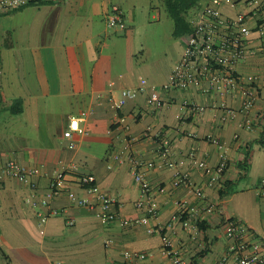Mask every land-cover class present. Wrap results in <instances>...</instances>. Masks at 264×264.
<instances>
[{"label": "crops", "instance_id": "obj_1", "mask_svg": "<svg viewBox=\"0 0 264 264\" xmlns=\"http://www.w3.org/2000/svg\"><path fill=\"white\" fill-rule=\"evenodd\" d=\"M130 1L47 0L0 12V163L14 158L36 167L41 195L59 171H68L66 187L50 201L61 213L45 223L37 211L49 209L27 200L33 191L29 185L14 177L0 183V264H174L164 250L163 234L172 238L183 264H219L224 257V264H242L231 250L228 220L237 221L245 239L264 238V197L257 193L264 177V39L259 32L250 36V51L235 67L241 86L210 93L160 90L161 102H150L149 93L167 81L191 31L178 36L176 55L167 64L152 63L132 25L138 19ZM246 1L223 0L220 9L235 17L250 9ZM210 3L199 0L189 11L192 27L199 10ZM115 4L124 10V30L107 25V12ZM257 23L250 21L251 26ZM123 32L125 37L118 36ZM251 75L254 82L248 80ZM140 86L147 91L129 99L122 110L130 127L125 130L112 98ZM247 89L255 100L243 110ZM185 100L205 109L185 105ZM72 117L80 118L82 133L69 128ZM125 135L141 158L155 162L144 171L156 187L160 215L148 223L134 222L144 210L136 206L141 189L131 164L112 158L125 146ZM223 157L228 168L219 185H209L210 175L199 163L217 166ZM81 172L93 173L100 189L118 199L116 220L103 223L94 208L69 198L67 188L95 200L79 185ZM184 173L203 188V198L190 186L174 184ZM179 200L187 203L193 226L174 218ZM210 202L216 205L213 211L205 208ZM128 249L146 256L127 259ZM260 253L264 256V245Z\"/></svg>", "mask_w": 264, "mask_h": 264}, {"label": "built area", "instance_id": "obj_2", "mask_svg": "<svg viewBox=\"0 0 264 264\" xmlns=\"http://www.w3.org/2000/svg\"><path fill=\"white\" fill-rule=\"evenodd\" d=\"M40 1L47 0H0V12H9ZM246 3L250 9L239 13L235 17L226 16L221 11L220 6L223 4V0H211L209 5L199 10L193 21V27L181 59L175 64L169 78L161 85L160 89L155 87L149 93L150 102H161L160 90L200 88L203 92L210 93L215 90L237 88L243 84L235 67L250 51L248 42L254 32H259L264 39V20L262 18L264 0H247ZM252 19L258 21L254 26L250 25ZM106 20L107 25L111 28L124 30L127 27L124 10L118 4L113 5L107 12ZM248 80L254 82L255 77L251 75ZM146 91V86L124 88L118 97L112 98V106L117 111L118 119L125 130H129L130 127L127 124L126 116L122 114V110L129 99L136 98ZM246 96L243 110L249 109L255 100V94L251 89L246 90ZM184 104L202 111L205 109L203 105L189 100H185ZM228 112L234 115L236 110L228 108ZM69 128L72 131L81 133L84 131L80 126L79 117L71 118ZM145 135L150 136V130H146ZM208 137L213 142L221 145L218 138L211 135ZM125 140L126 144L123 149L113 153L112 158L121 163L128 161L131 164L135 181L141 189V195L136 201V206L144 210V215L134 222L148 223L151 219H157L160 215L159 202L154 195L156 187L144 171L145 167H151L155 162L145 161L132 149V139L129 135H125ZM167 145L168 142L165 141V153L169 151ZM228 164L226 157H223L217 166H210L205 161L199 163L209 173V185L212 186L220 184V179L227 170ZM108 166L111 167V163ZM72 168L76 169V166L73 165ZM67 173V170L59 171L51 180L49 190L41 195L34 179L37 174L36 167L24 165L14 158L0 163V183L5 177L19 179L33 190L27 200L34 207H47L49 209L48 211H37L41 223L47 222L50 216L61 213L60 209L50 206V201L66 187ZM77 180L83 189L94 195L95 200H91L88 196H79L75 190L67 188L68 196L72 201L79 205L94 208L98 219L103 223L111 222L119 217L117 207L120 203L118 199L100 189L93 173L81 172L78 174ZM174 184L190 186L198 197H204L203 188L193 185L187 173L177 175ZM158 189L159 191L165 190L163 186H158ZM257 193L259 196L264 197V177L257 185ZM177 204L179 210L174 218L180 219L184 226H193V217L187 216V203L179 200ZM215 207L216 205L211 202L205 206L207 211H213ZM68 222L69 224L74 223L73 220ZM156 230V228L150 229V231ZM227 235L233 240L231 250L241 259L242 264H264V256L260 253L261 246L264 245V238L260 242H251L245 239L235 219L228 220ZM162 238L164 250L173 255L174 264H183L184 259L179 250H173L172 238L168 234H163ZM112 242V239H108L106 244L110 245ZM124 255L127 259L144 258L146 256L145 253L130 249L126 250ZM226 259L227 257H224L219 264H224ZM55 264L67 263L58 260Z\"/></svg>", "mask_w": 264, "mask_h": 264}, {"label": "rangeland", "instance_id": "obj_3", "mask_svg": "<svg viewBox=\"0 0 264 264\" xmlns=\"http://www.w3.org/2000/svg\"><path fill=\"white\" fill-rule=\"evenodd\" d=\"M129 7L138 19L132 25L136 27V34H141V40L147 48L148 60L167 64L165 61L169 62L176 55L178 41L180 42V38L174 33L175 20L166 7L153 5L152 0H131ZM118 36L125 37L126 34L123 32ZM139 56L143 57V53Z\"/></svg>", "mask_w": 264, "mask_h": 264}, {"label": "trees", "instance_id": "obj_4", "mask_svg": "<svg viewBox=\"0 0 264 264\" xmlns=\"http://www.w3.org/2000/svg\"><path fill=\"white\" fill-rule=\"evenodd\" d=\"M170 15L175 20V35L181 36L192 30V22L188 19L189 11L198 4L199 0H161ZM222 194L224 193L221 191Z\"/></svg>", "mask_w": 264, "mask_h": 264}]
</instances>
